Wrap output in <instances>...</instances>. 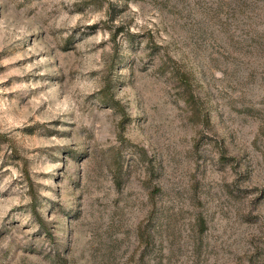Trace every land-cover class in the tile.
Instances as JSON below:
<instances>
[{
  "label": "rangeland",
  "instance_id": "obj_1",
  "mask_svg": "<svg viewBox=\"0 0 264 264\" xmlns=\"http://www.w3.org/2000/svg\"><path fill=\"white\" fill-rule=\"evenodd\" d=\"M0 264H264V0H0Z\"/></svg>",
  "mask_w": 264,
  "mask_h": 264
},
{
  "label": "trees",
  "instance_id": "obj_2",
  "mask_svg": "<svg viewBox=\"0 0 264 264\" xmlns=\"http://www.w3.org/2000/svg\"><path fill=\"white\" fill-rule=\"evenodd\" d=\"M178 77H179V79L182 81V83H183L184 81H187V80H188V76H187V74H184V73H182V72H179ZM183 77H184L186 80L183 81V79H184ZM186 85H187V84H186ZM188 86H189V85H187L188 93H187V95L185 96L184 101H185V103L189 106L190 111H191V113L194 115V117H196L197 120H201V121H202V120H203V119H202L203 114H202V112H201V110H200L199 99L193 94V92H191V90L188 89ZM103 93H104V94H103L104 97L109 98V99L112 100V97L109 96V95H107L106 92H103ZM112 101H114V100H112ZM114 103H116V101H114ZM158 190H159V188H157V187H153L152 190H151V195L153 196ZM32 198L35 199V196L32 195ZM32 204H34V202H32ZM140 233H141V235H142V230H141Z\"/></svg>",
  "mask_w": 264,
  "mask_h": 264
}]
</instances>
